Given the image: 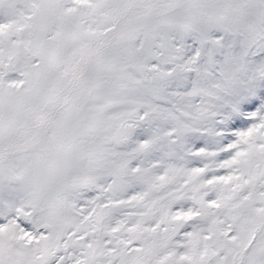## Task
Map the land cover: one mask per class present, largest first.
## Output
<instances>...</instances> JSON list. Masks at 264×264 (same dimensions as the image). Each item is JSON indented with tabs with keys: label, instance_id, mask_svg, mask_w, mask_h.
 <instances>
[{
	"label": "snow or ice",
	"instance_id": "6c2138e0",
	"mask_svg": "<svg viewBox=\"0 0 264 264\" xmlns=\"http://www.w3.org/2000/svg\"><path fill=\"white\" fill-rule=\"evenodd\" d=\"M0 264H264V0H0Z\"/></svg>",
	"mask_w": 264,
	"mask_h": 264
}]
</instances>
